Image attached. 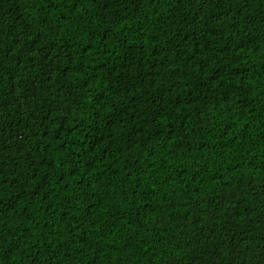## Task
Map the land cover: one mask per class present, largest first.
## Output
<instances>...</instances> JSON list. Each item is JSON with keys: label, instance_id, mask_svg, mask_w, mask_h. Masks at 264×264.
<instances>
[{"label": "trees", "instance_id": "1", "mask_svg": "<svg viewBox=\"0 0 264 264\" xmlns=\"http://www.w3.org/2000/svg\"><path fill=\"white\" fill-rule=\"evenodd\" d=\"M0 264H264V0H0Z\"/></svg>", "mask_w": 264, "mask_h": 264}]
</instances>
